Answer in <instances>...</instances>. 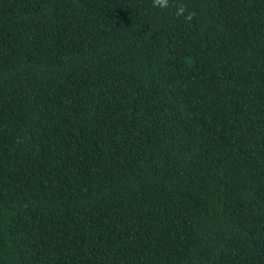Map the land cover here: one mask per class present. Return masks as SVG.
<instances>
[{
    "label": "trees",
    "instance_id": "1",
    "mask_svg": "<svg viewBox=\"0 0 264 264\" xmlns=\"http://www.w3.org/2000/svg\"><path fill=\"white\" fill-rule=\"evenodd\" d=\"M180 2L0 0V264H264V0Z\"/></svg>",
    "mask_w": 264,
    "mask_h": 264
},
{
    "label": "clouds",
    "instance_id": "2",
    "mask_svg": "<svg viewBox=\"0 0 264 264\" xmlns=\"http://www.w3.org/2000/svg\"><path fill=\"white\" fill-rule=\"evenodd\" d=\"M152 7L159 9L174 7L175 16H182L187 22H191L196 15L195 11H190L188 6L185 3L180 2V0H176L175 3H173L172 0H152Z\"/></svg>",
    "mask_w": 264,
    "mask_h": 264
}]
</instances>
